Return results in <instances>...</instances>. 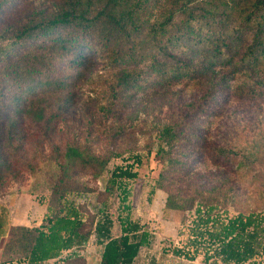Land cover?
I'll list each match as a JSON object with an SVG mask.
<instances>
[{"label": "trees", "instance_id": "trees-1", "mask_svg": "<svg viewBox=\"0 0 264 264\" xmlns=\"http://www.w3.org/2000/svg\"><path fill=\"white\" fill-rule=\"evenodd\" d=\"M243 75L252 84L232 86ZM191 88L198 96L183 112ZM248 100L264 103V0H0V199L41 162L59 170L41 223L10 228L2 264H86L77 250L92 237L99 264H133L150 233L122 206L112 237L107 200L126 205L140 158L111 172L96 214L75 197L95 193L82 177L96 183L112 159L134 155L122 147L150 133L165 165L156 181L164 208L190 215L171 253L264 264V208L231 215L220 181L197 198L180 188L206 161L244 166L227 144L210 149L205 132ZM150 113L177 120H141ZM101 141L111 147L103 154Z\"/></svg>", "mask_w": 264, "mask_h": 264}, {"label": "rangeland", "instance_id": "rangeland-1", "mask_svg": "<svg viewBox=\"0 0 264 264\" xmlns=\"http://www.w3.org/2000/svg\"><path fill=\"white\" fill-rule=\"evenodd\" d=\"M251 84L252 79L249 75H243L238 77L232 86H250ZM87 89L88 87L83 90ZM197 96L195 89L184 91L182 101L185 102L184 107L187 109L183 112H188L189 104H192ZM151 115L148 118L142 116L141 120L150 123L157 119L164 122L167 118H171L168 113L161 117L156 114ZM214 122L215 125L217 121ZM217 126H220V130L216 129ZM149 130L152 131L151 128ZM205 133L206 140L212 142L210 149H214V143L227 144L233 152L240 153V156L245 158L244 166L237 170L234 164L226 169H216L209 161H206L204 165H197L196 171L180 186L184 191L183 196L197 198L220 181L224 184L223 192L234 198L227 207L231 215L246 211L260 212L264 208V103L256 104L248 100L233 105L229 117L227 119L224 117ZM150 134L135 136L131 139L130 145L122 147V152L131 150L134 155L123 153L122 158L112 159L107 171L96 183L91 182L87 177H82V180L88 182V186L95 193L75 197V200L85 205L89 212L96 214L97 210L102 208L101 202L106 200L103 196L98 199L96 192L105 191L110 174L115 168L125 167L128 164L126 161L129 160L128 158L138 156L141 163L134 169L137 179L128 185L131 194L126 205H123L118 197L107 200V206L110 207L109 217L113 222L112 237L120 235L117 218L124 213L122 206H129L132 220L144 226L151 236L149 246L141 249L133 264H202L201 258L195 262H189L171 253L177 242L185 243L186 232L182 233L181 223L184 220L189 221L190 215H187V219L184 212L168 211L164 208L166 195L156 188V181L165 165L156 156V137ZM64 138L65 140H62L57 137L62 143L66 141V137ZM110 149L111 147L102 141L96 145V151L101 154ZM46 152H50V149L46 148ZM58 173V167L52 161L41 162L36 173L11 185L2 194L0 264L3 261L2 252L8 242L10 228L13 226L37 227L41 223L50 188L55 183ZM179 231L180 236L177 237ZM77 251L85 259L86 264H99L102 248L97 244L95 237L91 238L84 249ZM66 254L64 253L63 256Z\"/></svg>", "mask_w": 264, "mask_h": 264}]
</instances>
